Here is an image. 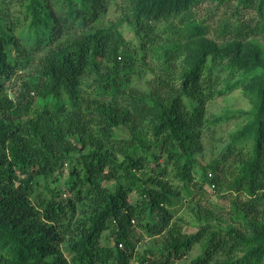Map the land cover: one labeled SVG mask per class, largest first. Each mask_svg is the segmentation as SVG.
Wrapping results in <instances>:
<instances>
[{
  "label": "trees",
  "instance_id": "obj_1",
  "mask_svg": "<svg viewBox=\"0 0 264 264\" xmlns=\"http://www.w3.org/2000/svg\"><path fill=\"white\" fill-rule=\"evenodd\" d=\"M125 4L103 26L110 0H0V264H174L196 246L189 264H264V0ZM148 57L147 89H123ZM235 89L249 119L203 165L230 114L207 105ZM207 183L249 199L186 232L175 197Z\"/></svg>",
  "mask_w": 264,
  "mask_h": 264
},
{
  "label": "rangeland",
  "instance_id": "obj_2",
  "mask_svg": "<svg viewBox=\"0 0 264 264\" xmlns=\"http://www.w3.org/2000/svg\"><path fill=\"white\" fill-rule=\"evenodd\" d=\"M125 0H110V5L107 11L100 18V25L109 26L114 22L121 20L122 6H125ZM208 7V2L203 1L199 4V13H203L204 8ZM121 30L132 45H138V39L136 38L133 29L128 25L122 24ZM214 36V35H211ZM259 44L264 48V38H258ZM150 63L143 64L140 67H136L135 71L122 72V82L120 86L123 89L130 87H137L138 89H147V80L153 77V73L157 71L158 61L156 58L151 60L148 57ZM182 62V58L180 62ZM93 80H84L82 87L86 90L88 95L96 97L95 93L91 91V85ZM121 89V88H120ZM116 93V88L112 90V93ZM252 109V102L250 98L242 91V89H235L231 93L218 96L211 100L207 105V117L211 120L216 117L226 116L228 113L229 118L218 123H212L211 127L206 130V135L203 138V152L200 156V161L203 165H206L211 157L215 158L222 147L231 139L232 133L238 131L249 119V113ZM67 170V166H66ZM200 170V169H199ZM138 175H148V173L139 170ZM200 175V171L197 176ZM199 177V176H198ZM166 179V178H164ZM195 192V197H188L186 194H180L176 196L177 204L173 207L175 218L183 226V230L189 233L197 231V229L204 224H222L220 226L227 227L231 225V213L234 207V201L240 203L248 200V196L243 192H235L228 189L220 190L217 186L211 183H207L205 188L200 192L197 191L196 186H192ZM134 196L137 193L133 194ZM66 198V195H65ZM199 198L207 203L203 205L204 208H198L201 206L198 203ZM209 203H212L210 205ZM264 208V205L261 206ZM140 233L141 240L137 242V247L142 249L147 243L152 240L144 234L141 230H137ZM107 234L109 232H106ZM110 242H113V237L110 236ZM200 247L196 246L191 253L181 259L174 261V264H189L192 258L200 253Z\"/></svg>",
  "mask_w": 264,
  "mask_h": 264
}]
</instances>
